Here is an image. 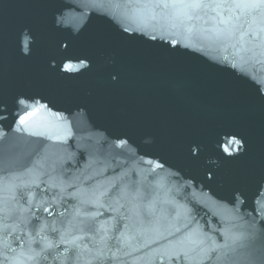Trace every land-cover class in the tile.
I'll return each mask as SVG.
<instances>
[{
    "label": "water",
    "instance_id": "obj_1",
    "mask_svg": "<svg viewBox=\"0 0 264 264\" xmlns=\"http://www.w3.org/2000/svg\"><path fill=\"white\" fill-rule=\"evenodd\" d=\"M240 14L0 0V264H264V21L218 38Z\"/></svg>",
    "mask_w": 264,
    "mask_h": 264
},
{
    "label": "snow or ice",
    "instance_id": "obj_2",
    "mask_svg": "<svg viewBox=\"0 0 264 264\" xmlns=\"http://www.w3.org/2000/svg\"><path fill=\"white\" fill-rule=\"evenodd\" d=\"M172 2L186 4L192 9H211L212 11H216V9L241 10V14L235 16V21L238 23H231V17L229 19H221V23L225 25L231 24V28L224 30L221 37L218 38L230 39L236 31H239L243 23L247 22L242 18L251 16L253 13H258L261 20L264 21V0H172ZM217 15H219V13H217ZM249 27H251V24H249ZM241 39H243V36H241ZM198 150L199 146H195L192 149L193 154H196ZM158 166L162 167V165ZM45 210L47 211V209Z\"/></svg>",
    "mask_w": 264,
    "mask_h": 264
}]
</instances>
